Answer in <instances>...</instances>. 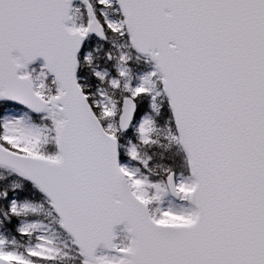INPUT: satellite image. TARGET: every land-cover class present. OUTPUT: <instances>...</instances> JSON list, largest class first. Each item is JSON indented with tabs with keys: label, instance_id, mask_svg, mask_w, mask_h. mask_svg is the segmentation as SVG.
<instances>
[{
	"label": "snow or ice",
	"instance_id": "1",
	"mask_svg": "<svg viewBox=\"0 0 264 264\" xmlns=\"http://www.w3.org/2000/svg\"><path fill=\"white\" fill-rule=\"evenodd\" d=\"M0 264H264V0H0Z\"/></svg>",
	"mask_w": 264,
	"mask_h": 264
}]
</instances>
